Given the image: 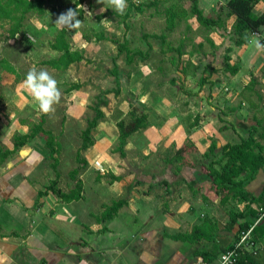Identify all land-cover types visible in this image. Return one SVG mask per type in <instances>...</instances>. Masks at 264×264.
<instances>
[{"label":"crops","instance_id":"0c3cea01","mask_svg":"<svg viewBox=\"0 0 264 264\" xmlns=\"http://www.w3.org/2000/svg\"><path fill=\"white\" fill-rule=\"evenodd\" d=\"M211 1L208 0L207 6ZM219 1L227 10L228 0ZM257 8L256 14L264 12V0ZM207 13L204 15L210 16V12ZM34 17L42 16H32L31 21ZM228 22H234V17H229ZM7 28L8 25L2 28L0 24V53L6 51L5 55L1 54L0 61L5 60L11 70L0 65V79L3 73L19 75L14 65L18 56L15 44L23 42L40 52L47 48L52 50L54 58H43L40 63L61 55L51 48L60 28L55 38L49 41H42L47 32L36 30L31 33L25 29L14 39H6ZM214 34L217 40L209 37L217 45L223 37ZM257 38L264 43V27L258 33L250 34L246 44L235 48L226 44L214 50L202 49L189 56L193 47L190 46V51L182 58L190 61V71L185 77H179L178 71L171 70L178 64L174 53L162 54L158 62L152 56L145 64L137 65V62L130 70L129 89L136 95L135 105L148 108L150 126L130 136L122 158L113 150L118 141L116 123L125 118L127 112L116 120L99 121L92 133L94 145L81 153L87 165L78 175L83 184L79 200L65 203L52 193L40 198L39 191L55 179L65 193L74 188L70 172L77 166L75 158L81 138L76 143L74 154L76 166L64 178L65 183L68 179L73 185L65 184V188L62 187V172L59 170L64 165L62 146L56 170H53V160L41 134L0 163V264H219L225 249L241 232V225L250 226L257 219L258 205L234 199L232 193L230 200L222 204L212 188L211 177L202 172V166L213 163L218 168L223 147L240 144L249 137H253L259 146L255 152L261 151L264 156V52H258L251 43ZM200 42L202 39L197 44ZM69 44L71 50L83 51L87 57L83 44L79 48ZM230 47L232 50L226 53ZM225 54L229 57L230 66L238 67L234 75L223 69ZM81 63H74L60 72H67ZM199 66L204 70L202 74ZM211 68L215 72L210 73ZM152 71L158 74H151ZM199 74L207 78L201 89L200 78L195 82ZM62 82L65 86L69 83L80 84L81 87L83 83L79 78ZM181 82L189 95L181 90ZM21 90L22 93L17 91V97L10 99L11 105L21 102L26 107V103L34 100L27 98L25 91ZM63 99L76 106L75 110L70 111L73 109L70 108L66 112V117L75 111L83 114L87 95L81 88L70 93L65 89ZM37 116L38 120L32 121H28L26 116L16 118L18 124L12 136L27 134L30 125L39 123L41 119L45 120L44 128L50 131L46 128L49 125L47 115L38 112ZM3 117L0 112V118ZM196 119L197 125L191 127ZM85 127L81 129L80 136ZM10 129L0 128V138L3 131L9 132ZM13 137L7 145L0 142V149H12ZM187 139L196 151L188 152L183 158L187 164L182 165L173 158ZM212 144L216 150L210 154ZM136 156L148 158L141 161L136 174L126 172L125 167L132 166L134 159L138 160ZM146 164L151 166L150 172ZM241 175L244 176V172ZM112 176L120 177V180L112 181ZM87 179L93 185L90 190L86 187ZM132 182L136 187H130ZM102 186L116 187L120 192L117 200L127 201L117 215L106 222L99 221L103 206L110 204L104 199ZM244 189L254 199L264 198V169H260ZM232 213L238 214L237 221L233 223L230 220ZM198 227L202 229L199 239H174V236L191 234ZM253 235V248L263 251L264 238Z\"/></svg>","mask_w":264,"mask_h":264},{"label":"rangeland","instance_id":"374dc122","mask_svg":"<svg viewBox=\"0 0 264 264\" xmlns=\"http://www.w3.org/2000/svg\"><path fill=\"white\" fill-rule=\"evenodd\" d=\"M76 1L77 0H49L46 7L47 12L41 17L43 19L40 21L41 18L34 17L33 21H31L32 16L38 15L29 14L27 20L28 22L25 24L24 29L31 33L37 31L47 32L48 34L43 37L42 41H49V39L53 40L55 38L54 35L59 30V27L54 24V21L59 14L72 7ZM80 1H82V3L77 6V9L82 11L81 16L79 13L78 17L82 21V25L78 29L69 30L66 28V31L69 34L68 40L72 43L73 48H79L82 44L85 46L84 48H86L85 51L87 56L85 57L86 61H82L81 64L74 65L67 72H53L50 68L43 66L40 63L43 58H54L52 50L47 48L44 52H40L38 49H30V46L28 47L22 42L21 44H15L14 46V48L18 50V56L16 57L17 61H14V65L17 67L19 75L15 77L10 74L3 73L2 78L0 79V95L2 97L0 112L4 114V117L0 118V128H13L12 130L10 129L9 132L3 131L1 135L0 142L5 145L10 143V140L13 137L12 134L16 132L14 129L18 124L16 122V118L20 119L21 116H26L28 121H32L33 119L38 120L37 113H40V111L34 100L31 101V103H26V107H23L21 102L17 105H11L10 99L17 97V91L22 93L21 82L24 80L26 73L32 68H35L37 71H47L58 82L61 99L58 104L53 106L54 111L46 114L49 124L46 128L50 129L53 135L56 136L60 146H62L61 158L64 159V165L59 167V170L62 172L61 183L63 188H65V184L73 185L71 182L69 183L68 179L66 181L67 183H65L64 178L67 176L69 170L76 166L74 160L76 143L80 142V132L81 129L86 126V121L94 115V111L91 108L101 101H106V105H100V109L104 113V120H116L118 117L124 115V113H128L131 105L136 104V95H134V92L129 89L130 70L134 68L137 62V65H139V63H145H143L140 56H136L134 63L127 64L125 53H119L116 43L127 41V45L131 51L145 52L149 50L150 57L152 56L155 59V62H158V58L164 53L161 52L162 45L160 40L151 38L150 36L152 35L158 36L164 34L168 45L173 47L182 45L183 52L185 53L190 51V46L196 45L198 40L202 38L204 39L207 35L212 36L217 40V35L214 33H218L223 38L218 41L219 43L217 45L214 44V48L202 39V43L204 44L203 49L209 48L214 50L217 49V46L223 47L226 44L227 46H233V48H235V40L237 39L232 28V24L234 22H228V11L224 10L223 6L218 3L220 2L219 0L211 1L209 6H207L208 0H198V2H200L198 5L203 10L205 15H208L207 12H210V16L208 17L215 18L220 16L221 19L225 21V26L222 30L214 29L213 32H208L206 29L200 27L198 22L192 17L188 20L186 19L181 22H176L175 29L167 31L164 10L169 6L171 0H167L165 4H160L157 7L145 8V11L142 14L132 11L125 19H123V15L127 12L129 5L127 0V7L125 8L123 14H120L113 7L109 6L106 0L104 4L98 3L97 0ZM132 1L135 4H139L144 0ZM183 4L184 8L189 9L191 1L186 0ZM255 8H257V6ZM101 9L105 10L101 11ZM254 10L256 13L259 9L257 8V11L256 9ZM89 12H91V14ZM116 14L120 16H117ZM105 20H107V22H105ZM49 31L52 32V35L49 34ZM96 33H103L107 39L103 41H96ZM144 34L149 37L145 39L143 37ZM86 37L90 38L88 42L85 41ZM209 38L212 40L211 37ZM5 52L6 51L0 53V56L1 54L5 55ZM9 56L11 57L12 55ZM186 61L187 60L185 59H181L179 63L184 65ZM113 69L117 70V76L111 73ZM199 69L201 72L200 74H202L204 72V70H202V66H199ZM171 70L178 71L177 67L175 69L173 66L171 67ZM187 70L189 72L190 67L187 68ZM151 74L158 73H154V71H152ZM200 74L195 79V82L198 78H200ZM178 76L182 77L181 75ZM74 78H79L83 82L81 89L82 92L87 95L86 107L83 114L80 115V113L75 111L66 117V112L69 111L70 108H73L70 111L75 110L76 106L74 107L73 103L63 99V92L69 86V83L65 86L62 81ZM116 90H118V93H116ZM106 91H108V93ZM24 95H26L27 98H32L26 91L24 92ZM127 113L125 115V119H128ZM76 116H79V118ZM116 145H114V148ZM136 158H138V160L134 159L135 163H133L132 166L127 165L125 167L126 172L129 171L132 174H136L138 166L142 165L141 161L148 157L136 156ZM44 159L48 160V157H45ZM146 169L150 172L151 166L146 164ZM82 171L83 170H80V172ZM132 177L133 176H131V178ZM132 179L135 180V178ZM134 184L135 183L132 182L130 187H136ZM137 184L138 183H136V185ZM91 186H93L92 183H90L87 179V189L90 190ZM103 188L104 189H101L105 191L104 199L107 202L109 201L111 203L112 201L117 200L120 192L116 187ZM235 240H237V238Z\"/></svg>","mask_w":264,"mask_h":264},{"label":"trees","instance_id":"16d2710c","mask_svg":"<svg viewBox=\"0 0 264 264\" xmlns=\"http://www.w3.org/2000/svg\"><path fill=\"white\" fill-rule=\"evenodd\" d=\"M49 0H0V24L2 28L4 25H8L5 29L6 39H14L15 36L24 29L25 20L29 14H36L38 16H43L47 12V4ZM128 1L127 12L123 15V19L127 18L132 12L143 13L145 8L157 7L160 4H165L167 0H144L139 4H135L132 0ZM186 0H171L169 6L164 10L165 20H166V30L172 31L176 27V22H181L188 20L190 17L194 18L200 27L206 29L208 32H213L214 29L222 30L225 26V21L221 19L220 16L215 18L205 16L203 10L198 5V0H190L191 6L189 9L184 8V2ZM262 0H228L226 2L227 16L234 17V23L232 28L234 34L237 37L235 40V47L244 45L248 42V36L250 34L258 33L264 27V12L261 14L255 13V7ZM82 1L77 0L72 7L77 8ZM69 9V8H68ZM79 10V9H78ZM80 16L82 11L79 10ZM117 16H120L116 14ZM69 34L65 29H61L56 35L55 41L51 44V48L61 52V55L57 59H52L48 61L41 62L42 65L51 67L52 69L65 71L68 67L74 63H80L81 61H86L83 51L71 50V46L68 40ZM143 37L146 39L149 36L144 34ZM151 38H156L160 40L162 53H175L176 60H178L177 69L182 77L187 76V68L190 67V61H186L184 65L179 63L182 56L186 55L183 52V46L179 45L177 47L170 46L166 43V36L162 35H152ZM107 37L103 33H96L95 40L103 41ZM203 39V38H202ZM89 37L85 38L88 42ZM212 48L215 47L212 40H210L209 35L205 36L204 39ZM119 49V53H125L127 64L134 62L136 56H140L143 63H147L150 59L149 50L148 51H131L128 47L127 41L122 43H116ZM195 47V48H194ZM204 47V44L200 42L196 46L193 45L192 50L188 53L189 56L193 55L194 52H200ZM231 47L225 50L226 53L231 51ZM7 62L5 60L0 61L1 67L11 70L10 67L6 66ZM225 71L234 75L238 72L237 66H230L229 57L227 54L224 56ZM215 72V69L211 68L210 73ZM112 74L118 75L117 70L113 69ZM174 78H172V82ZM199 89L207 83L206 77H200ZM253 84V81L250 84ZM184 84L181 82V90L185 91L189 95V92L184 90ZM249 87V86H248ZM80 84H71L66 88V93L80 89ZM108 93V91H106ZM118 93V90H116ZM2 103V98L0 97V104ZM100 105H106V101H101L97 105L93 106L91 109L94 111L95 115L92 119H88L85 129L81 133V145L78 148L76 154L77 166L73 171L70 172V178L74 181V188L69 192H63L58 186V179L50 181L49 185L44 188L43 191H39V197L46 196L48 193H52L63 202L69 203L82 198L83 184L78 175L80 170L86 167L87 161L81 156L83 151H86L92 147L95 143V139L92 135L94 129L97 127L99 121L104 119V113L100 109ZM128 119H121L116 123L118 128V141L114 148V152L119 154L120 157H124V147L127 144V140L135 133H139L142 130L150 126L149 121V110L148 108L131 105L130 110L127 113ZM45 120L41 119L39 123H32L30 125V130L25 135L15 134L13 137V147L12 149H0V163L5 159L15 154L21 147L29 143L35 136L41 134L46 139V144L49 149L50 158L53 160L52 169L56 170L58 158L60 152V145L56 140V137L48 130L44 128ZM197 125V119L193 122L191 127ZM259 147L256 144V140L253 137H249L243 140L240 144H227L222 149V157L218 161L219 167L215 168L214 164L211 163L208 166H202V172L208 174L212 179V188L220 198L222 204L227 203L230 200V194L232 193V198L239 201H248L250 205H258V216L264 210V198L260 197L254 199L250 194H248L244 187L254 177V175L260 170L264 169V156L261 151L255 152V148ZM216 150L215 145H211L209 148V153L213 154ZM262 150V149H261ZM196 151L191 141L187 139L186 143L177 150L174 161L180 162L182 165L187 164L183 161L184 156L190 152ZM244 172V176H242ZM57 176V173H56ZM112 181L120 180V177L112 176ZM99 180V176L97 178ZM127 203L124 199H118L112 201L110 204H105L103 206V212L99 218V221H110L112 220L119 211L120 208L125 206ZM260 204V205H259ZM257 216V218H258ZM238 219V214H230L231 222H235ZM249 226L241 225V231L247 230ZM201 227L195 228L191 234L174 236L175 240H190L194 241L200 238ZM254 234L258 235L260 238H264V219L256 226L254 229ZM235 240L230 246H228L225 251L233 249ZM224 251V252H225ZM234 264H264V250L259 248L247 249L244 247L238 248L236 251L235 263Z\"/></svg>","mask_w":264,"mask_h":264},{"label":"clouds","instance_id":"9594fccd","mask_svg":"<svg viewBox=\"0 0 264 264\" xmlns=\"http://www.w3.org/2000/svg\"><path fill=\"white\" fill-rule=\"evenodd\" d=\"M97 2L104 4L105 0H97ZM106 2L120 14H123L127 7L126 0H106ZM104 10L101 9V11ZM89 13L91 14V12ZM78 17L79 10L77 8H69L57 16L54 24L60 29H78L82 25V21ZM251 43L258 52H264V43H261L259 38L253 40ZM21 87L37 103L41 114L46 115L53 112V106L58 104L61 99L58 82L47 71H37L35 68L30 69L21 82ZM232 255L233 253L222 254L220 257L222 264H230Z\"/></svg>","mask_w":264,"mask_h":264},{"label":"built area","instance_id":"2783aa9c","mask_svg":"<svg viewBox=\"0 0 264 264\" xmlns=\"http://www.w3.org/2000/svg\"><path fill=\"white\" fill-rule=\"evenodd\" d=\"M264 219V210L260 213L258 218L249 226L247 230L241 231L237 237V241L233 247V249L225 251L223 254L227 253H233L231 259H230V264L235 263V257H236V251L238 248L244 247L247 249H251L255 246L254 240H253V234H254V229L258 224ZM222 264L221 260L220 263Z\"/></svg>","mask_w":264,"mask_h":264}]
</instances>
